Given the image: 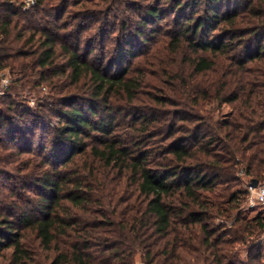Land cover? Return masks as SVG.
<instances>
[{"label":"trees","instance_id":"trees-1","mask_svg":"<svg viewBox=\"0 0 264 264\" xmlns=\"http://www.w3.org/2000/svg\"><path fill=\"white\" fill-rule=\"evenodd\" d=\"M97 1L0 0V257L29 264L33 234L49 264H262L264 0H149L108 52L126 4Z\"/></svg>","mask_w":264,"mask_h":264},{"label":"rangeland","instance_id":"rangeland-1","mask_svg":"<svg viewBox=\"0 0 264 264\" xmlns=\"http://www.w3.org/2000/svg\"><path fill=\"white\" fill-rule=\"evenodd\" d=\"M127 1V3H126ZM100 3V0L97 1V4ZM149 3V0H125V4L126 6L123 7L124 4H120L119 6V11L117 13L116 16H113V15H110V18L106 21V24L109 26H111L112 28L116 29L115 32L113 34H108L107 35V38H106V43H107V46L104 47V51H110L112 49V42H110L109 40V37H112V35H117V31L118 29L121 28V22L125 21L126 25H127V28L130 29L131 31H134L135 27H136V24H137V16H138V13H140L142 11L141 7L142 5H145ZM128 4V6H127ZM130 6V7H129ZM100 9L102 8V5L98 6ZM71 11H76V9H78V7H72V8H69ZM68 9V10H69ZM97 9V7H96ZM191 11V10H189ZM113 14V13H112ZM67 14L65 13V16ZM171 17V18H170ZM170 20H165V21H162L160 22V26L164 29V30H167L170 26L167 24H171L172 23V16H169ZM94 23V27L96 26V23H98V21L96 20ZM163 30V31H164ZM94 29H90V30H87V34H94ZM160 37V35L157 36V38ZM118 38V37H117ZM97 41L100 42V38H97ZM154 44L151 43V42H147L145 44L142 45V51L143 53L140 54L139 56L133 58L132 60V64H130V67L132 70L134 69H139V68H142V67H146V69H150L152 71H154V66H151L150 68L147 66V64L145 63L144 59L146 58L145 55H144V52L147 51L148 49L151 48V46H153ZM98 47V53L100 52L101 48L99 45H97ZM154 47V46H153ZM97 53V54H98ZM100 55V54H98ZM152 68V69H151ZM132 72V71H131ZM150 79L152 80V83H153V86L155 87V84L154 82L157 84L158 82L155 81L154 77L152 76H149ZM158 86V85H157ZM162 89V86H158L156 88H152V86H147L143 89V92L144 93H148V92H151V93H154L155 91H161ZM20 95H19V98L20 100L22 101L23 105L24 106H27V108H29L31 111H37L38 109V103L40 101H42L45 97V92L48 91L47 88H30V87H26L25 89L23 88H20ZM19 91V90H18ZM142 94L141 97L143 100H146L147 99V95L145 94ZM138 103V102H136ZM140 104V103H138ZM3 104H1V107ZM141 105V104H140ZM52 120H53V123H52V126L55 125V117L52 116ZM52 126H48L47 128H39V129H36L37 131V135L39 136L41 133L43 134H51V132L53 131L52 130ZM38 141V139H37ZM16 149V148H15ZM34 149L36 150L37 147L35 146ZM32 158V157H31ZM33 159V158H32ZM34 161V159H33ZM1 183H7V185H11L12 184V181H8V180H4V179H0V185ZM241 187V188H246V185L245 184H235L234 185V188L236 187ZM243 208L246 209V211H244V213L250 215V216H253L254 214H256L257 212H261L263 211L264 212V207L262 206H259V205H251L250 203H248V200L245 201V203H243ZM261 243L262 245H264V237H261ZM24 243L26 245V248H28L31 252V256H32V259L31 261H29L28 263L29 264H49L50 260L52 259V257L54 256V253L53 252H49L47 250H44L40 247V244H39V241L35 238V236L33 234H28L26 236V238L24 239ZM7 251V254H6V257L7 259H3V257L1 258L0 257V264H8L9 260L8 258L10 257V252H11V249H8L6 250ZM245 256L243 255L242 258H244ZM261 263L264 264V248L262 250V258H261Z\"/></svg>","mask_w":264,"mask_h":264},{"label":"built area","instance_id":"built-area-1","mask_svg":"<svg viewBox=\"0 0 264 264\" xmlns=\"http://www.w3.org/2000/svg\"><path fill=\"white\" fill-rule=\"evenodd\" d=\"M35 4H28L25 0V7H30ZM11 83V76L8 72L0 70V95L5 92ZM248 189V203L251 205H259L264 207V183L258 184L256 187L247 185Z\"/></svg>","mask_w":264,"mask_h":264},{"label":"water","instance_id":"water-1","mask_svg":"<svg viewBox=\"0 0 264 264\" xmlns=\"http://www.w3.org/2000/svg\"><path fill=\"white\" fill-rule=\"evenodd\" d=\"M258 184H259V181L257 179H252L249 183V185L252 187H256L258 186Z\"/></svg>","mask_w":264,"mask_h":264},{"label":"clouds","instance_id":"clouds-1","mask_svg":"<svg viewBox=\"0 0 264 264\" xmlns=\"http://www.w3.org/2000/svg\"><path fill=\"white\" fill-rule=\"evenodd\" d=\"M27 3L32 4V3H34V0H27Z\"/></svg>","mask_w":264,"mask_h":264},{"label":"crops","instance_id":"crops-1","mask_svg":"<svg viewBox=\"0 0 264 264\" xmlns=\"http://www.w3.org/2000/svg\"><path fill=\"white\" fill-rule=\"evenodd\" d=\"M137 264H142V262L140 260L137 261Z\"/></svg>","mask_w":264,"mask_h":264}]
</instances>
